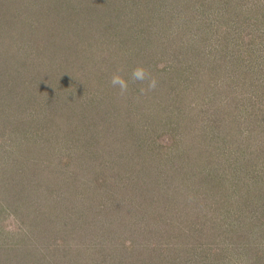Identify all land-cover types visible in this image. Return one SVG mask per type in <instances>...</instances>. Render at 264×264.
<instances>
[{"label":"rangeland","instance_id":"374dc122","mask_svg":"<svg viewBox=\"0 0 264 264\" xmlns=\"http://www.w3.org/2000/svg\"><path fill=\"white\" fill-rule=\"evenodd\" d=\"M0 264H264V0H0Z\"/></svg>","mask_w":264,"mask_h":264},{"label":"clouds","instance_id":"9594fccd","mask_svg":"<svg viewBox=\"0 0 264 264\" xmlns=\"http://www.w3.org/2000/svg\"><path fill=\"white\" fill-rule=\"evenodd\" d=\"M123 71L122 68H118L111 76L110 78V84L113 87H118L120 94L123 95L128 90V82L124 79V77L121 75V72ZM146 78H148V73L144 69L143 66H137L132 70L131 73V79L134 81H144ZM156 85L155 79H151L149 83V88H154Z\"/></svg>","mask_w":264,"mask_h":264}]
</instances>
